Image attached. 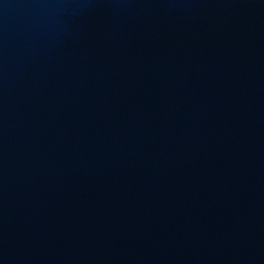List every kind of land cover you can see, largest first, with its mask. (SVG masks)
I'll use <instances>...</instances> for the list:
<instances>
[{
  "label": "water",
  "instance_id": "water-1",
  "mask_svg": "<svg viewBox=\"0 0 264 264\" xmlns=\"http://www.w3.org/2000/svg\"><path fill=\"white\" fill-rule=\"evenodd\" d=\"M0 264H264V0H0Z\"/></svg>",
  "mask_w": 264,
  "mask_h": 264
}]
</instances>
